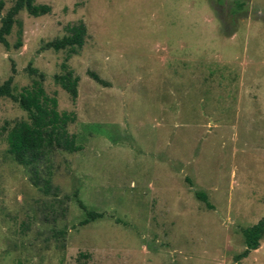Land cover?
Returning <instances> with one entry per match:
<instances>
[{
    "label": "rangeland",
    "instance_id": "1",
    "mask_svg": "<svg viewBox=\"0 0 264 264\" xmlns=\"http://www.w3.org/2000/svg\"><path fill=\"white\" fill-rule=\"evenodd\" d=\"M35 3L50 11L14 16L0 84L37 80L78 148L19 162L7 135L28 115L0 96V264H235L264 216V0ZM80 23L82 46L43 49ZM75 192L100 216L81 223ZM239 263L264 264V234Z\"/></svg>",
    "mask_w": 264,
    "mask_h": 264
},
{
    "label": "trees",
    "instance_id": "2",
    "mask_svg": "<svg viewBox=\"0 0 264 264\" xmlns=\"http://www.w3.org/2000/svg\"><path fill=\"white\" fill-rule=\"evenodd\" d=\"M4 6L3 0H0V11ZM22 9H25L32 16H39L50 11L47 4H37L35 0H15L0 19V43L8 46L6 36L11 32L15 21L14 16ZM70 34L47 41L43 49L53 48L54 50L65 47L82 46L85 36V26L80 23L70 28ZM21 46V41L15 43V47ZM64 70L61 74H55L54 80L63 88L68 90L72 97L77 95V78L72 76V72L67 69V65H61ZM12 70L14 68L12 67ZM36 71L35 69H32ZM89 75L97 82L108 85L107 81L101 79L96 73L89 71ZM43 77V74L40 73ZM13 78L10 75L0 84V96H9L16 101L19 106L27 112L29 121H21L13 127L7 135L9 152L13 154L16 160L24 164L34 165L41 159L45 150L52 148H64L70 151L78 147L74 144L73 138L68 136L65 124L69 119L67 113H59L56 110V99L46 95L44 89L37 80L33 81L32 87L23 88L19 94L14 95L11 92V82ZM73 118V117H72ZM47 186V182H45ZM197 198L202 200L207 207H211L207 196L203 191H195ZM75 197L77 198L76 192ZM78 204L85 210L86 218L81 223H87L90 220L100 216L92 210L86 209L85 205L77 198ZM59 233H64L60 231ZM244 236V250L234 256L235 264H240L239 259L246 256L250 250L259 246V240L264 234V216L254 224L242 229Z\"/></svg>",
    "mask_w": 264,
    "mask_h": 264
}]
</instances>
